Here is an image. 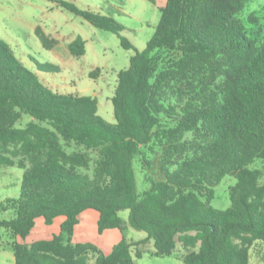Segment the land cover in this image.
I'll list each match as a JSON object with an SVG mask.
<instances>
[{
    "label": "trees",
    "instance_id": "obj_1",
    "mask_svg": "<svg viewBox=\"0 0 264 264\" xmlns=\"http://www.w3.org/2000/svg\"><path fill=\"white\" fill-rule=\"evenodd\" d=\"M49 1L117 34L134 54L117 72L111 123L98 114L96 97L52 91L0 38V167L22 169L18 196L0 203L14 212L0 219L13 238L12 264H134L132 247L147 241L154 256L174 254L179 242L184 264H251L250 246L264 244V25L250 13L249 34L238 17L249 0H166L142 50L111 16ZM35 34L47 49L58 43L40 26ZM68 50L83 55L85 41L76 36ZM165 54L174 58L162 64ZM33 61L39 71L61 69ZM23 114L32 119L17 126ZM152 140L164 152L162 177L140 194L133 160ZM64 143L81 149L67 151ZM90 151L97 153L92 176L79 171L89 168ZM256 159L263 165L251 168ZM226 175L235 178L230 205L215 208L213 187ZM86 209L98 211L99 233L123 232L119 212L128 210L129 226L146 236L123 235L107 254L73 242ZM57 216H64L57 234L20 241L36 218L49 225ZM254 249L264 263V248Z\"/></svg>",
    "mask_w": 264,
    "mask_h": 264
},
{
    "label": "rangeland",
    "instance_id": "obj_2",
    "mask_svg": "<svg viewBox=\"0 0 264 264\" xmlns=\"http://www.w3.org/2000/svg\"><path fill=\"white\" fill-rule=\"evenodd\" d=\"M73 2L81 9H87L99 14L111 16L123 25L120 32L137 50H142L154 31L159 19V8L150 0H66ZM158 1V0H157ZM156 2V0L154 1ZM254 12L259 23L264 25V0H249L239 12L238 17L251 32V26L246 22L247 16ZM40 26L50 37L56 38L58 43L51 49L43 47L35 34V28ZM257 28V27H255ZM257 29H254V33ZM76 36L85 41L83 55L74 57L68 50V44ZM0 38L13 50L25 67L34 72L37 79L54 92L90 95L98 101V114L108 122H115L111 98L116 86L117 72L128 66L129 58L134 54L133 49L123 48L117 34L97 28L82 17L75 15L49 0H0ZM174 54H165L162 64L173 60ZM49 62L60 66V71H39L33 60ZM95 72L96 76L90 73ZM220 78V77H219ZM217 78L213 87L219 80ZM32 118L23 114L17 121V126H25ZM67 151L80 150L74 143H64ZM140 153L134 158L137 191L143 194L150 186V182L160 180L161 162L164 152L160 143L152 140L147 144H140ZM91 161L88 169L79 171L93 175L96 151L89 152ZM18 157H15V160ZM263 161L256 159L251 168H259ZM22 169L16 165L0 167V203L7 198H16L19 194ZM235 183L234 176L226 175L213 187L211 205L225 209L230 205L229 187ZM12 210L2 211L1 218H11ZM125 219L128 210L119 212ZM128 237L145 236V232L128 227L125 232ZM12 236L8 230L0 229V264H12L13 252L11 248ZM30 239V238H29ZM28 240V239H27ZM135 241V240H133ZM150 241L132 247L134 264H184L180 255L186 249L176 243L174 254L168 256L151 255ZM264 244L252 245L249 248L251 264H257L255 249ZM144 251L141 256H135L136 250ZM94 255L90 256L92 262ZM264 264V263H261Z\"/></svg>",
    "mask_w": 264,
    "mask_h": 264
},
{
    "label": "crops",
    "instance_id": "obj_3",
    "mask_svg": "<svg viewBox=\"0 0 264 264\" xmlns=\"http://www.w3.org/2000/svg\"><path fill=\"white\" fill-rule=\"evenodd\" d=\"M155 1V0H154ZM166 0H156L154 3L158 8L163 7ZM99 213L95 209H86L78 215V223L74 226L72 233L73 242H90L95 244L99 249L107 254L111 251L112 247L122 238L123 235L128 240H141L145 236H140L137 238L128 237L126 231H128L129 224L127 222V217L123 219L124 221V231L117 228L105 229L103 232L99 233L97 230V221ZM64 220V216H57L54 218L51 224H45L42 217L35 219V224L24 238L25 243H31L32 241L39 239H49L54 234H57L60 230V225ZM132 228V227H131ZM146 234V233H145ZM30 238V239H29ZM28 239V240H27ZM150 249L153 251V243L150 241ZM133 253V251H132Z\"/></svg>",
    "mask_w": 264,
    "mask_h": 264
}]
</instances>
